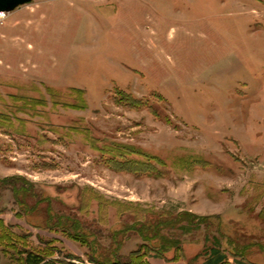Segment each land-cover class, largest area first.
<instances>
[{"label": "rangeland", "instance_id": "rangeland-1", "mask_svg": "<svg viewBox=\"0 0 264 264\" xmlns=\"http://www.w3.org/2000/svg\"><path fill=\"white\" fill-rule=\"evenodd\" d=\"M217 242L264 264V0L0 16V264H201Z\"/></svg>", "mask_w": 264, "mask_h": 264}, {"label": "trees", "instance_id": "trees-1", "mask_svg": "<svg viewBox=\"0 0 264 264\" xmlns=\"http://www.w3.org/2000/svg\"><path fill=\"white\" fill-rule=\"evenodd\" d=\"M126 101H129V98H127ZM130 102L135 103L133 101H130ZM130 102H129L130 105L137 104V102L135 104H132ZM125 165L130 167L131 172L132 171H134L135 173L142 172L141 169L138 168V167L142 168L143 164L141 163L135 162V163L125 164ZM133 165L136 166V168H133L132 167ZM188 213L191 214L192 216H195L194 214L190 212ZM1 229H3V227ZM20 255H21L20 259L22 260L21 264H61L58 260L48 258L49 256L42 252H36L34 250L31 251V250H27L26 248H24L22 252H20ZM133 255L134 254L128 257H124V258L121 257L120 259L114 260L113 262H109V263L98 262L97 260H94L92 258L89 259V262L93 264H135L136 260L133 258ZM203 257H204V261L201 264H229L227 254L221 249L219 242H217L211 248L207 249ZM158 258H162V257L158 256ZM198 258L199 256H196L192 261H188L187 264H193V262L197 261ZM178 260L179 259H175V261H178Z\"/></svg>", "mask_w": 264, "mask_h": 264}, {"label": "water", "instance_id": "water-1", "mask_svg": "<svg viewBox=\"0 0 264 264\" xmlns=\"http://www.w3.org/2000/svg\"><path fill=\"white\" fill-rule=\"evenodd\" d=\"M34 0H0V15L15 11L18 7L27 5Z\"/></svg>", "mask_w": 264, "mask_h": 264}, {"label": "crops", "instance_id": "crops-1", "mask_svg": "<svg viewBox=\"0 0 264 264\" xmlns=\"http://www.w3.org/2000/svg\"><path fill=\"white\" fill-rule=\"evenodd\" d=\"M151 264H186V263L183 261L165 262L160 259H151Z\"/></svg>", "mask_w": 264, "mask_h": 264}, {"label": "bare ground", "instance_id": "bare-ground-1", "mask_svg": "<svg viewBox=\"0 0 264 264\" xmlns=\"http://www.w3.org/2000/svg\"><path fill=\"white\" fill-rule=\"evenodd\" d=\"M0 16H1V17H3V16H4V14H1Z\"/></svg>", "mask_w": 264, "mask_h": 264}]
</instances>
